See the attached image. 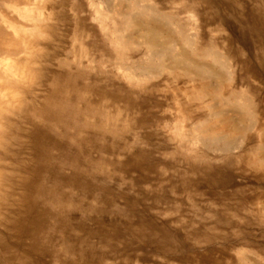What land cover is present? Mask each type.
Listing matches in <instances>:
<instances>
[{
	"label": "rangeland",
	"instance_id": "obj_1",
	"mask_svg": "<svg viewBox=\"0 0 264 264\" xmlns=\"http://www.w3.org/2000/svg\"><path fill=\"white\" fill-rule=\"evenodd\" d=\"M193 1L194 4L192 0H155L153 3L159 11L173 16V45L167 49L193 53L191 58L209 69L210 74H203L202 80L210 81V88L218 91L215 94L200 95L198 89L184 93L185 87L199 83V77L186 75L182 72L185 65H176L168 53L160 55L157 49L148 47L138 38L134 43L119 46L105 41L90 49L89 59L78 56L74 59L79 68L89 73L88 81L105 86L106 93L102 127L105 137L97 141L105 142V152L91 150L95 168L81 169L84 177L95 174L97 178L94 195L89 200L93 208L84 212L89 219L87 225L96 230L100 216L118 218L120 214L114 215L109 209L112 205L105 203V199L113 195L115 205L125 206L128 200L137 210H145L147 218L159 225L165 224L167 231L175 235L171 251H157L148 246L138 251L136 247L144 241H138L136 235L127 232L125 238L134 242L132 249L120 247L105 256V235L84 234L81 237L86 251L96 255L104 251L101 254L104 257H96L99 262L92 264L121 261L264 264V149L256 150L259 144H264V70L259 62L263 51L257 38L252 37L253 28L238 21L241 13L260 6L256 0H232V12L225 10L219 0ZM212 1L218 6L214 7ZM91 2L51 0L48 9L50 12L63 9L71 20L72 9L79 16L87 17L97 33L103 34L98 22L91 20ZM7 3L0 0L1 14L10 12ZM179 31L185 32L187 42L177 39ZM121 33L130 34L132 29ZM203 48L209 53L195 54ZM75 51L77 55L81 53L80 48ZM53 62L51 68L56 66V61ZM31 68L29 77L34 74V67ZM189 78L191 82L187 81ZM233 91L243 93L241 99L233 98ZM107 94L117 96L118 100L110 102ZM139 99L146 100L141 108L132 104L126 106L127 100L135 103ZM94 100L100 102L97 95ZM203 101L211 106L204 107ZM235 101L249 109L244 108L241 111L244 114L240 112L239 126L235 130L231 127L213 133L214 126L220 124L214 115L223 111L233 116L234 108L240 106ZM199 114L206 117L205 122L201 119L195 124L191 117ZM141 156H149L148 163L157 165L142 181L138 180L142 170L130 165L143 158ZM165 163L169 165L166 167ZM69 171L65 172L69 174ZM214 177L218 181L215 185L211 181ZM69 191L78 197L82 192L75 188ZM1 193L3 197L8 195L6 189ZM127 213L121 216L126 217ZM72 255L76 259L77 255ZM45 258L49 264H59L56 256L45 255ZM140 258H147L148 262L142 263Z\"/></svg>",
	"mask_w": 264,
	"mask_h": 264
},
{
	"label": "bare ground",
	"instance_id": "obj_2",
	"mask_svg": "<svg viewBox=\"0 0 264 264\" xmlns=\"http://www.w3.org/2000/svg\"><path fill=\"white\" fill-rule=\"evenodd\" d=\"M7 1L10 12L1 14L0 11V264H49L46 258L43 259L45 255L56 256L59 264H86L87 257L81 255L83 259L76 261L70 253H75L73 243L79 238L75 229L79 223H74L77 218L75 211L81 206L79 200L82 194L92 191L91 179L95 178V174L90 178L84 177L81 169L95 168L91 150L105 152V142L101 144L97 141L105 137L102 127L105 124L106 93L105 86L88 81L91 79L89 73L79 68L74 59L77 56L89 59L92 54L90 49L105 44V41L119 46L139 39L148 47L157 49L160 55L168 53L176 65H185L182 72L186 75L199 77V83L185 87L184 93L196 89L200 95L218 91L210 88V81L202 80V75L210 72L201 62L191 58L193 53L167 49L173 45V16L164 10L159 11L153 3L155 0H92L91 20L98 22L103 34H98L87 17L79 16L71 8L72 20L63 9L50 12L48 6L51 0ZM231 1L219 0L218 3L225 10L232 11ZM256 1L261 4V0ZM192 3L195 1L192 0ZM212 4L218 6L216 1ZM238 21L253 28L252 37L257 38L263 51L259 62L264 70L263 10L258 7L244 11ZM130 28L132 33H121ZM184 33L179 31L177 39L187 42L189 38ZM162 45L166 48H161ZM76 48L81 49L78 55ZM172 49L175 50L173 46ZM207 53V49L203 48L195 54L201 56ZM101 55L105 56V53L101 52ZM54 60L56 66L51 68ZM31 67H34V74L30 78ZM32 80H35L34 84ZM233 94L236 99H241L243 95L235 91ZM95 95L100 102L94 100ZM106 96L110 102L118 100L115 95ZM126 102L127 107L133 105L139 109L146 100ZM239 105L234 108L233 116L225 111L224 114L219 111L214 115L220 124L214 126L213 133H221L231 127L235 130L239 126L240 112L247 107L243 103ZM203 106L210 107L211 104L203 101ZM246 110H249L248 107ZM262 114L264 116V110ZM191 118L195 124L206 119L203 114ZM263 149L264 144H259L256 150ZM141 157L130 165L142 170L138 178L142 181L147 178V172L156 170L157 165L148 163L149 156ZM163 165L167 167L169 163ZM66 169L70 170L69 174ZM211 181L214 185L218 182L215 177ZM72 188L81 189L79 197H74L69 191ZM2 189L7 190L6 197L2 196ZM43 190L46 197L44 204L41 199ZM53 194L58 201H53ZM48 195L53 205L47 202ZM50 218L55 219V225L53 222L50 224ZM160 243L158 241V245ZM163 243L161 247L172 246L167 241ZM113 249L110 248L111 251Z\"/></svg>",
	"mask_w": 264,
	"mask_h": 264
},
{
	"label": "crops",
	"instance_id": "obj_3",
	"mask_svg": "<svg viewBox=\"0 0 264 264\" xmlns=\"http://www.w3.org/2000/svg\"><path fill=\"white\" fill-rule=\"evenodd\" d=\"M7 5V4H6ZM258 5H260L261 9L263 10L264 13V0H261V4L258 3ZM93 176V175H91ZM90 178V177H89ZM97 179V178H96ZM96 179L92 178L91 179V187H92V191L89 194H83L84 196L81 197L82 199L79 200L80 202V207L76 208V213H77V218H75V224L79 223V225L81 224L82 227L75 226L76 228V235L79 237L77 240H75V242L73 244H75L76 249H75V256L76 259L73 258V260L76 261H81L83 259V257H87L88 261L86 264H92L93 262H99L97 260H95V258L101 256L104 257L101 254H104L103 252L100 253V255H96L97 253H94L93 251H86L85 249V245L82 244V241L84 240V238H82L81 236H83L84 234H87V236H91V235H105V256H109L111 254V252L113 250H118L120 247H123L124 249L130 248L129 250H131V246L134 245V242L125 238L126 233H130L137 236V240L140 242H143V244H140V246H137V250L138 251H143L142 248H145L146 246H148V248H154V250H159V251H171V247H161V244L164 241H167L170 245H172V241L173 238L175 237V235L169 233L167 231V228L165 226V224L159 225L156 223L155 220H153L152 218H147L145 215V210L141 211V210H137L134 205L128 201H126L125 206H117L114 203V199L112 198V196L107 197L105 199V203L106 204H111L112 207L110 206L109 209L110 211L117 215L120 214L117 217H113V218H104L102 216H100V218H97L98 220V229L96 230H91L89 228V226L87 225V221H89L88 216H86L87 212L86 209H92L93 207L91 206V202H89V200L92 198V196L94 195V189L96 188ZM101 188V187H100ZM3 191V189H2ZM77 194H75L74 197H76ZM54 198L53 201H58L59 199H57L56 194H53ZM78 196V195H77ZM50 195H48V203L50 205H53L54 202L52 203L50 201ZM41 199L43 201V204L46 200L45 197V193L43 190ZM121 209V210H120ZM128 212L126 217L121 216L124 212ZM144 215V216H143ZM136 217V219H134ZM116 219V220H115ZM53 220V221H52ZM55 219L50 218V224L55 225L54 222ZM85 220V221H84ZM121 221V222H120ZM74 231V228H73ZM119 242V244L115 243V242ZM126 241L129 243L126 246ZM158 241H161V243L158 245ZM165 244V243H163ZM120 245V246H119ZM83 247V248H82ZM110 248H114L112 251L110 250ZM73 252L70 253V257H72ZM81 255H83V257H81ZM96 255V256H95ZM141 259V258H140ZM128 260V259H127ZM142 263H147V258H143L141 259ZM144 261V262H143ZM133 264V263H125L123 261L119 262L118 264Z\"/></svg>",
	"mask_w": 264,
	"mask_h": 264
}]
</instances>
